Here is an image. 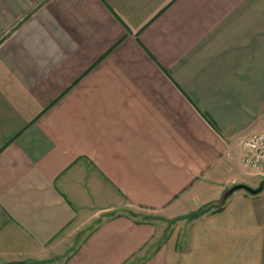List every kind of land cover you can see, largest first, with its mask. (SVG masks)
<instances>
[{
    "label": "crops",
    "instance_id": "1",
    "mask_svg": "<svg viewBox=\"0 0 264 264\" xmlns=\"http://www.w3.org/2000/svg\"><path fill=\"white\" fill-rule=\"evenodd\" d=\"M263 129L264 0H0V264H264Z\"/></svg>",
    "mask_w": 264,
    "mask_h": 264
},
{
    "label": "built area",
    "instance_id": "2",
    "mask_svg": "<svg viewBox=\"0 0 264 264\" xmlns=\"http://www.w3.org/2000/svg\"><path fill=\"white\" fill-rule=\"evenodd\" d=\"M241 164L249 173L264 178V129L242 137Z\"/></svg>",
    "mask_w": 264,
    "mask_h": 264
},
{
    "label": "rangeland",
    "instance_id": "3",
    "mask_svg": "<svg viewBox=\"0 0 264 264\" xmlns=\"http://www.w3.org/2000/svg\"><path fill=\"white\" fill-rule=\"evenodd\" d=\"M240 139H242V137ZM240 139H239V141H240ZM260 197L262 199H264V194H262ZM139 211H140L139 216L141 219H146V218L154 219L153 217H156L155 214H152L149 211H143V210H139ZM96 223H97V220H94L93 222L86 224L85 227L83 229H81L80 231H78V229L74 228L73 226H68V227L64 228L63 230L59 231V233H57V235H55V237H53L51 242L56 244L59 241L61 243V245L59 247H62V248H63V246L67 245L68 242H70V245H68V246H72V245L76 244V242H78L79 238H81L86 232H88L91 228H93ZM76 237H77V240H76ZM18 262H28V261H18ZM18 262H15L13 264H16ZM36 263H33V264H36Z\"/></svg>",
    "mask_w": 264,
    "mask_h": 264
},
{
    "label": "trees",
    "instance_id": "4",
    "mask_svg": "<svg viewBox=\"0 0 264 264\" xmlns=\"http://www.w3.org/2000/svg\"><path fill=\"white\" fill-rule=\"evenodd\" d=\"M260 185L263 187L264 184H262V182H261ZM228 196H229V194L227 196H225L224 200L220 203H217V202L206 203L203 206H201L199 209H197L196 211H193L192 213L187 215L186 217L195 218V217H197V216H199V215H201L207 211H210L211 209H213L214 211L220 210L224 206V203H225ZM33 263H36V261L18 262L16 264H33ZM5 264H9V263H5Z\"/></svg>",
    "mask_w": 264,
    "mask_h": 264
},
{
    "label": "water",
    "instance_id": "5",
    "mask_svg": "<svg viewBox=\"0 0 264 264\" xmlns=\"http://www.w3.org/2000/svg\"><path fill=\"white\" fill-rule=\"evenodd\" d=\"M262 184H264V178L262 179ZM239 187H244V188H247V186L243 185V184H235L231 187H229L222 195V198L217 202V203H220L224 200L225 196H227L228 194H230L235 188H239ZM248 190H250L251 192H257L259 191L260 189H262V186L260 185L257 189H249L247 188Z\"/></svg>",
    "mask_w": 264,
    "mask_h": 264
}]
</instances>
